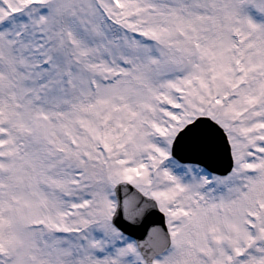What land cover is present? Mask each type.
<instances>
[{
    "label": "snow or ice",
    "instance_id": "obj_1",
    "mask_svg": "<svg viewBox=\"0 0 264 264\" xmlns=\"http://www.w3.org/2000/svg\"><path fill=\"white\" fill-rule=\"evenodd\" d=\"M0 264H264V0H0Z\"/></svg>",
    "mask_w": 264,
    "mask_h": 264
}]
</instances>
